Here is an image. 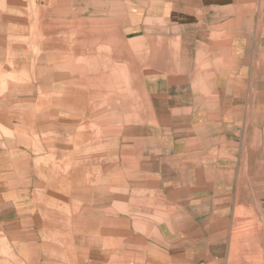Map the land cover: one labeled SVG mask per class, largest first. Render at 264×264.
I'll list each match as a JSON object with an SVG mask.
<instances>
[{
	"label": "rangeland",
	"instance_id": "rangeland-1",
	"mask_svg": "<svg viewBox=\"0 0 264 264\" xmlns=\"http://www.w3.org/2000/svg\"><path fill=\"white\" fill-rule=\"evenodd\" d=\"M0 264H264V0H0Z\"/></svg>",
	"mask_w": 264,
	"mask_h": 264
},
{
	"label": "crops",
	"instance_id": "crops-1",
	"mask_svg": "<svg viewBox=\"0 0 264 264\" xmlns=\"http://www.w3.org/2000/svg\"><path fill=\"white\" fill-rule=\"evenodd\" d=\"M216 56V55H215ZM213 58V57H212ZM216 58H213V67H219L218 62H215ZM212 67V68H213ZM214 68L211 69L213 73L210 74V76H215L216 72H214ZM190 88V98L192 99L193 103H190L187 105L190 109L196 110V116L197 118H203V123L213 122V123H219L224 125V128H221V130L225 129V125L234 124L237 120L235 108H232L226 104V102H222L221 100V93L220 88L216 84L215 80L212 79L211 83H201V84H192L189 85ZM188 88V90H189ZM216 92V93H215ZM194 93V94H192ZM209 93H214L210 98H208ZM169 96L166 92L164 97ZM186 107V105H184ZM228 107V110L226 108ZM201 109L202 114L198 112V110ZM211 109V110H210ZM202 116V117H201ZM208 116V117H206Z\"/></svg>",
	"mask_w": 264,
	"mask_h": 264
}]
</instances>
